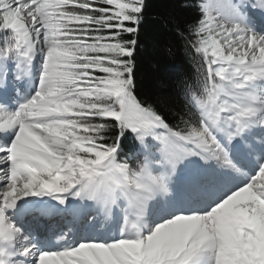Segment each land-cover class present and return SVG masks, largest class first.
Segmentation results:
<instances>
[{
    "label": "snow or ice",
    "instance_id": "6c2138e0",
    "mask_svg": "<svg viewBox=\"0 0 264 264\" xmlns=\"http://www.w3.org/2000/svg\"><path fill=\"white\" fill-rule=\"evenodd\" d=\"M185 6L170 123L135 91L148 0H0V264H264V0Z\"/></svg>",
    "mask_w": 264,
    "mask_h": 264
},
{
    "label": "trees",
    "instance_id": "16d2710c",
    "mask_svg": "<svg viewBox=\"0 0 264 264\" xmlns=\"http://www.w3.org/2000/svg\"><path fill=\"white\" fill-rule=\"evenodd\" d=\"M193 0H148L145 21L141 25L136 51V95L154 105L170 123L175 113L183 110L187 85L197 86L193 54L184 38L173 30L174 19L183 28L195 21L199 13ZM187 35V34H185ZM136 147L131 135L123 142L122 158Z\"/></svg>",
    "mask_w": 264,
    "mask_h": 264
}]
</instances>
